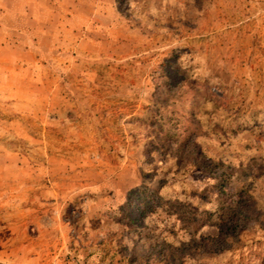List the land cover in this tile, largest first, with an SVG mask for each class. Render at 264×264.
Wrapping results in <instances>:
<instances>
[{
    "label": "rangeland",
    "instance_id": "rangeland-1",
    "mask_svg": "<svg viewBox=\"0 0 264 264\" xmlns=\"http://www.w3.org/2000/svg\"><path fill=\"white\" fill-rule=\"evenodd\" d=\"M232 211L186 264H264V0H0L1 249L161 264Z\"/></svg>",
    "mask_w": 264,
    "mask_h": 264
},
{
    "label": "trees",
    "instance_id": "trees-1",
    "mask_svg": "<svg viewBox=\"0 0 264 264\" xmlns=\"http://www.w3.org/2000/svg\"><path fill=\"white\" fill-rule=\"evenodd\" d=\"M131 206V205H130ZM239 206V203H236ZM229 206L226 210L229 212ZM187 220L197 222L194 213L184 212ZM238 212L232 211L231 214L224 216L221 214L215 223L217 234L215 236H200L188 243L172 246L170 244H159L154 252L155 259L161 264H186V261L194 259L195 255H213L221 252L227 246V240L234 238L237 230L235 216ZM245 219V218H243ZM197 253V254H195Z\"/></svg>",
    "mask_w": 264,
    "mask_h": 264
},
{
    "label": "crops",
    "instance_id": "crops-1",
    "mask_svg": "<svg viewBox=\"0 0 264 264\" xmlns=\"http://www.w3.org/2000/svg\"><path fill=\"white\" fill-rule=\"evenodd\" d=\"M48 248L42 247H25L19 255V252L14 249L3 250L0 248V263L1 264H47L52 260L50 254L45 253ZM45 254V255H43Z\"/></svg>",
    "mask_w": 264,
    "mask_h": 264
},
{
    "label": "built area",
    "instance_id": "built-area-1",
    "mask_svg": "<svg viewBox=\"0 0 264 264\" xmlns=\"http://www.w3.org/2000/svg\"><path fill=\"white\" fill-rule=\"evenodd\" d=\"M71 264V263H70ZM72 264H77L76 262L72 263Z\"/></svg>",
    "mask_w": 264,
    "mask_h": 264
}]
</instances>
